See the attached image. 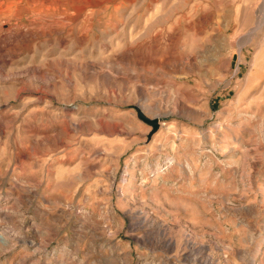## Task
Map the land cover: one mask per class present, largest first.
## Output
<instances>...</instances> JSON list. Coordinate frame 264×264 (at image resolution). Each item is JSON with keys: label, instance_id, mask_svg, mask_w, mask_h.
Here are the masks:
<instances>
[{"label": "rangeland", "instance_id": "374dc122", "mask_svg": "<svg viewBox=\"0 0 264 264\" xmlns=\"http://www.w3.org/2000/svg\"><path fill=\"white\" fill-rule=\"evenodd\" d=\"M262 22L0 0V264H264Z\"/></svg>", "mask_w": 264, "mask_h": 264}, {"label": "bare ground", "instance_id": "6f19581e", "mask_svg": "<svg viewBox=\"0 0 264 264\" xmlns=\"http://www.w3.org/2000/svg\"><path fill=\"white\" fill-rule=\"evenodd\" d=\"M262 23L264 24V22ZM151 122L152 126L154 127V130H157L159 127L158 120H151ZM2 242H4V239L2 240Z\"/></svg>", "mask_w": 264, "mask_h": 264}, {"label": "water", "instance_id": "95a60500", "mask_svg": "<svg viewBox=\"0 0 264 264\" xmlns=\"http://www.w3.org/2000/svg\"><path fill=\"white\" fill-rule=\"evenodd\" d=\"M150 123H152V122L150 121Z\"/></svg>", "mask_w": 264, "mask_h": 264}]
</instances>
